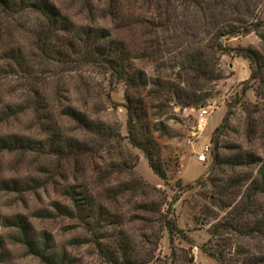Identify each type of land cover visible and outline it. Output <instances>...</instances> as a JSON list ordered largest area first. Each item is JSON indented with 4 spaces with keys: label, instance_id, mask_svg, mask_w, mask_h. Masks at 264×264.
Masks as SVG:
<instances>
[{
    "label": "rangeland",
    "instance_id": "obj_1",
    "mask_svg": "<svg viewBox=\"0 0 264 264\" xmlns=\"http://www.w3.org/2000/svg\"><path fill=\"white\" fill-rule=\"evenodd\" d=\"M45 1L73 30L105 29L111 38L128 43L136 58L141 41L151 38L144 20L156 11L146 0H113L117 19L107 15L109 0ZM17 3L11 10L0 4V264H47L24 244L22 231L14 225L18 218L27 224L30 238L48 244V254L63 256L59 264H120L110 263L97 248L98 234L66 215L70 203L64 191L71 186H83L116 215L138 256L144 260L154 255L152 264H218L200 249L209 239L222 264H264V0H248L257 21H263L257 34L223 40L228 47L258 53L260 81L251 80L248 61L233 53L221 55L223 78L203 87L212 88V95L198 137L192 132L200 108L159 100L153 81L164 72L153 61L135 59L149 78L142 94L165 182L126 139L100 141L102 131L127 136L123 84L110 85L97 66L82 62L84 49L76 37L70 36L75 45L68 48L69 35L60 32L42 48L45 19ZM65 106L83 112L90 126L63 117ZM226 113L227 122L216 138L225 162L212 169L210 140ZM54 130L87 144L92 152L77 163L58 160L48 148ZM14 137L42 145L28 151L6 145ZM204 145L210 146V154L200 163L197 155ZM240 156L247 159L239 162ZM202 176L204 180L195 184ZM256 177L257 193L251 196L248 186ZM126 181L136 186L135 193L116 200L107 197V190ZM138 182L156 187L164 196ZM150 200L156 203L153 209L162 204L163 212L172 209L185 238H175L170 245L163 231L157 240L160 217L144 208Z\"/></svg>",
    "mask_w": 264,
    "mask_h": 264
},
{
    "label": "trees",
    "instance_id": "obj_2",
    "mask_svg": "<svg viewBox=\"0 0 264 264\" xmlns=\"http://www.w3.org/2000/svg\"><path fill=\"white\" fill-rule=\"evenodd\" d=\"M146 1L148 7L156 12L152 14L153 18L144 20L150 28L147 35L151 38L149 42L141 41L138 47L140 55L137 58L132 54V48L128 43L118 38H111L105 29L84 26L73 30L71 24L67 23L57 10L45 0H18L16 5L34 8L45 19L46 25L40 38L44 44L42 48L46 49V42L50 37L60 32L69 35L68 48L75 45L70 40V36L76 37L84 49L81 61L97 66L107 76L110 85L123 84L124 104L122 107L126 111L127 136L122 137L119 133L102 131L100 141L108 143L112 139L122 141L126 139L132 147L143 154L152 171L165 182L166 175L160 162L159 146L151 132L142 94L148 85L149 78L143 69L134 64L135 59L153 61L156 63L157 69L165 73L159 72L160 74L153 81L156 88L154 96L159 100L172 101L181 108L205 107L212 95V88L204 90L203 87L205 85L214 86L223 78L219 68L221 55L233 53L242 57L249 63L251 80L260 81L258 53L250 48L228 47L224 45L223 40L251 33L257 34L262 28L263 21H257V15H253L254 5L248 3V0ZM14 2L15 0H0V4L7 10L13 8ZM108 8L107 15L117 19L119 13L114 8L113 0H109ZM50 51L57 57L61 55L59 51ZM166 54L167 56H165ZM61 115L83 128L89 127L91 124L83 112L77 111L71 106L63 107ZM227 119L228 113L214 130L210 140L214 146L212 169L225 162L218 151L216 138L220 130L224 128ZM158 129L162 132L165 131L162 123H159ZM6 145H16L20 149L28 151L33 146L42 144L14 137ZM48 148L58 160L64 162L75 159L77 163L81 157L92 152V148L87 144L72 140L62 132L55 130L51 132ZM246 159L247 156H240L238 161ZM132 170H134V163ZM204 176L195 184L202 182ZM261 177L263 184L264 173ZM141 181L143 180L141 179ZM141 185L150 187L151 191L163 195L156 187H151L147 183ZM192 186L187 185V188ZM135 192L136 186L127 181L106 191L107 197L113 200ZM248 193L251 196L257 193V177L250 182ZM64 195L70 203V206L65 210L66 215L77 220L80 225L89 228L94 235H99L95 244L105 257L109 258L110 263L152 264L154 255L145 256L144 260L140 258L132 240L122 229L118 221L119 218L109 213L86 188L71 186L64 191ZM155 204L150 200L145 202L144 208L146 212L155 213L160 217L161 224L157 230V240L160 239L163 231L168 233L170 245H173L175 238H185L182 230L178 227L172 209L169 207L163 212L162 206L164 205H159V208L156 206L153 209ZM14 225L22 231L24 244L34 256L47 264L63 263V256L48 254L47 243L41 244L30 238L27 224L24 221L18 218ZM200 249L218 264H222L216 244H212V240L209 239Z\"/></svg>",
    "mask_w": 264,
    "mask_h": 264
},
{
    "label": "built area",
    "instance_id": "obj_3",
    "mask_svg": "<svg viewBox=\"0 0 264 264\" xmlns=\"http://www.w3.org/2000/svg\"><path fill=\"white\" fill-rule=\"evenodd\" d=\"M208 115V111L206 107H202L198 109L197 118H196V125L193 128L192 136L198 137L206 124V116ZM210 154V146L204 145L203 148L197 155V160L200 163H203L207 160Z\"/></svg>",
    "mask_w": 264,
    "mask_h": 264
}]
</instances>
